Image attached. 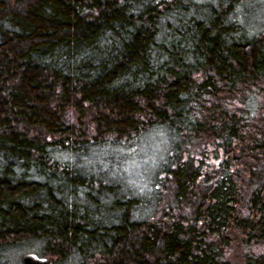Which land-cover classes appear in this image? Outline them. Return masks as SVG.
Segmentation results:
<instances>
[{
  "label": "trees",
  "instance_id": "trees-1",
  "mask_svg": "<svg viewBox=\"0 0 264 264\" xmlns=\"http://www.w3.org/2000/svg\"><path fill=\"white\" fill-rule=\"evenodd\" d=\"M26 253L264 264V0H0V264Z\"/></svg>",
  "mask_w": 264,
  "mask_h": 264
},
{
  "label": "rangeland",
  "instance_id": "rangeland-1",
  "mask_svg": "<svg viewBox=\"0 0 264 264\" xmlns=\"http://www.w3.org/2000/svg\"><path fill=\"white\" fill-rule=\"evenodd\" d=\"M161 140L154 144L153 149H148L146 151L140 149L135 157L128 161L127 166H125V170L127 174L130 172L131 183L142 180L145 177V171L151 169L152 163L156 161L157 156L161 151V148H159V144L163 145V141Z\"/></svg>",
  "mask_w": 264,
  "mask_h": 264
},
{
  "label": "water",
  "instance_id": "water-1",
  "mask_svg": "<svg viewBox=\"0 0 264 264\" xmlns=\"http://www.w3.org/2000/svg\"><path fill=\"white\" fill-rule=\"evenodd\" d=\"M23 264H53V262L44 257H39L34 253H26L22 257Z\"/></svg>",
  "mask_w": 264,
  "mask_h": 264
}]
</instances>
